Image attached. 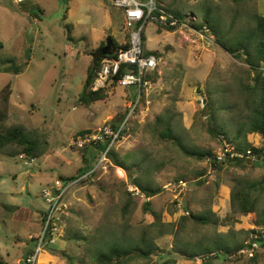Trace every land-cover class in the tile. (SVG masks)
I'll use <instances>...</instances> for the list:
<instances>
[{"label":"rangeland","instance_id":"rangeland-1","mask_svg":"<svg viewBox=\"0 0 264 264\" xmlns=\"http://www.w3.org/2000/svg\"><path fill=\"white\" fill-rule=\"evenodd\" d=\"M153 2L186 13V22L173 31L156 20L149 19L144 25L143 53L155 52L160 63L149 91L142 94L135 119L129 121V127L134 125L133 134L125 135L112 148L118 157L142 151L165 162V169L153 175L162 189L159 194L147 201L137 188L140 195H130L134 200L127 214L131 234L136 237L146 231L156 246L150 261L135 264H158L173 256L177 264H264V247L253 241L258 234L252 231L264 235V227L256 224L258 213H235L230 205L233 189L264 177V163L245 160L241 166L223 165L218 171L208 161L184 157L170 144L154 139L152 129L155 117L172 108L177 119L175 131L188 146L217 155L228 144L212 138L207 130V95H223L217 100L226 101L230 109L219 110L216 104L217 117L221 111L220 120L229 130L235 127L231 119L235 107L241 105L238 88L240 82L249 81L248 68L221 49L210 32H196L189 20H200L203 10L209 8L236 34L252 14L264 17V0ZM36 10L43 13L34 18L30 13ZM64 24L73 27L72 41L65 37ZM108 38L118 46L128 42L122 10L112 0H29L19 5L0 0V90L11 83L7 124L38 130L40 141H46L45 152L37 159L0 153V263L25 264V258L39 250L36 264H67L62 252L74 258L84 254L85 242L77 236L90 237L106 218L120 223L118 192L134 188L125 171L107 158L103 161L102 155L94 158L95 146L86 144L82 153L88 156L94 175L77 176L83 164L75 134L118 122L136 101L133 88L110 87L104 100L90 105L79 102L92 54ZM21 66V73H12ZM248 139L255 146L261 143L257 135ZM72 177L77 179L67 185L51 237L44 238L48 228L42 219L48 208L41 190L57 179L65 185V179ZM174 179H182L184 185ZM253 196L260 210L264 190ZM144 203H149L148 210ZM187 212L203 215L207 223L188 220L175 230ZM241 244L254 250L245 247L229 258V251ZM251 255L256 256L255 262ZM74 264H79L78 260Z\"/></svg>","mask_w":264,"mask_h":264},{"label":"trees","instance_id":"trees-1","mask_svg":"<svg viewBox=\"0 0 264 264\" xmlns=\"http://www.w3.org/2000/svg\"><path fill=\"white\" fill-rule=\"evenodd\" d=\"M156 9L153 11V16L160 18L164 15L170 16L177 21L178 25L186 22V13L179 10H170L155 4ZM42 10L32 11L30 14L37 18L42 14ZM194 13V12H193ZM198 15L197 13H194ZM199 16V15H198ZM67 17L64 15L63 19ZM189 20V25L198 33L205 34L210 32L211 38L215 43L227 52L233 58L240 60L247 68V83L239 84L238 95L241 98V105L235 107L236 115L231 119L235 127L230 130L225 125L224 120L220 119V112L218 113L215 105L221 107L219 110L229 112V106L226 101L219 102L217 98L223 97L222 94L216 95L209 93L207 95L206 108L208 110L207 130L210 136L220 142L223 140L227 142L234 150L246 153L249 151L254 156L255 162L264 163V17L254 13L251 15L249 22L239 30L238 33L232 34L230 29H226L217 16H214L211 9L206 8L200 15V20L197 21L195 17ZM138 27V26H137ZM177 27V26H176ZM176 27H165L168 31H173ZM72 25L64 24L63 30L67 41H72ZM208 35V34H207ZM129 37V36H128ZM127 47V43L123 46H118L112 39L107 44L101 46L92 54L93 59L91 65L88 67L83 83L82 91L79 95V102L84 105L104 100L106 98L105 90L92 92L90 87L97 75L102 60L106 58H113L119 48ZM145 55H155V52H145ZM28 61L24 66H27ZM24 66L15 68L12 73L17 75L22 72ZM157 70L149 77H146L153 82ZM250 77V78H249ZM11 95V83H7L0 90V153L17 154L19 157H26L30 160L41 157L45 148V140L40 141L41 135L38 130H28L19 125H8V100ZM224 104V106L221 105ZM126 110L125 114L127 113ZM124 114V116H125ZM219 119V120H218ZM115 121H111V127H115ZM135 123V122H134ZM174 123H177L176 114L172 108H167L164 112L155 117L152 123L153 138L158 141L168 143L187 158L197 161H208L210 167L218 171L223 165L226 166H241L245 160L238 158H227L224 162H218L216 156L209 150H197L194 147L188 146L183 139L180 132L175 131ZM134 125L131 128L129 135L133 134ZM179 133V134H178ZM231 133L229 136L228 134ZM92 134L90 130L79 131L75 134V141L79 138H86ZM257 135L260 137L261 143L255 146L249 142V137ZM108 141L90 143L95 146L96 151L93 157L101 155L107 148ZM79 152L82 158V167L77 171V176H92L94 172L90 173L93 167L89 166L88 156ZM107 158L110 162L119 168H122L132 186L138 188L146 198L156 196L161 192V187L153 179L154 174H159L165 169V162L158 158L150 156L146 152H139L136 155L134 152H127L122 157H118L112 150L107 152ZM87 173H90L89 175ZM77 178H67L66 184ZM184 179V178H183ZM175 182H184L182 179H174ZM65 184V185H66ZM120 186H124L122 183ZM122 188V187H121ZM264 190V177L258 181L246 186L233 189L230 195L231 209L235 213L250 214L258 213L256 224L258 227H264V205L258 210L257 199L253 196L254 192ZM130 192H126L123 188L118 192V198L121 204L120 208V223L112 222L106 218L104 222L97 225L94 234L88 236H77L85 242L84 254L81 258H74L68 256L65 252L61 254L65 257L67 264H74L78 260L79 264H135L137 262H148L152 259L156 249L153 238L148 236V232L141 230L138 236L131 234L132 226L128 223V212L134 205V200L130 196ZM264 203V202H263ZM145 210L149 209V203H144ZM42 223H46L48 209L43 212ZM188 220H193L196 224L205 225L207 219L203 215H195L187 212L182 216L177 224L175 230L181 229L184 223ZM119 223V224H118ZM118 224V225H117ZM52 224L48 226L44 238L51 237ZM151 225L147 227L149 230ZM258 234L257 239H253L264 247V237L261 233L252 231ZM159 236L160 233L157 232ZM43 238V239H44ZM72 239V238H71ZM70 238L68 240H71ZM36 240H32L34 242ZM245 247L253 248L251 245H238L234 250L229 251V258L237 254ZM34 254V252H33ZM32 254V255H33ZM51 254V253H50ZM211 254V253H208ZM31 255V256H32ZM30 257V256H29ZM28 256L24 262L27 263ZM197 257L192 256L191 258ZM77 259V260H76ZM250 260L256 261V256L253 255ZM3 264V263H0ZM158 264H177L176 257L168 258ZM253 264V263H252ZM255 264V263H254Z\"/></svg>","mask_w":264,"mask_h":264},{"label":"built area","instance_id":"built-area-1","mask_svg":"<svg viewBox=\"0 0 264 264\" xmlns=\"http://www.w3.org/2000/svg\"><path fill=\"white\" fill-rule=\"evenodd\" d=\"M11 1L14 4L19 5L29 0ZM112 1L113 5L120 8L123 13L124 24L128 30L129 36L127 47L119 48L115 57L102 60L90 90L92 92H97L106 90L110 87H121L125 89L133 88L136 91V101L129 105L127 113L121 118V120L114 122V128L111 127V123L105 124L103 127L98 128L95 132H92V134L86 138H79L75 142L79 148H83L86 144H90L92 142L96 143L108 141L106 150L101 154L103 161L108 159L106 155L107 152L112 150L115 144L122 142L125 135H129L131 130V127L128 125L129 121L135 119L139 103L142 99V94H146L152 84L151 80L146 77L151 76L157 70L160 63V59H158L156 55H145L143 53L142 30L144 25L150 19L160 22V24H163L164 27L178 26L177 21L170 16L164 15L159 19L153 16V11L156 9L153 0H148L146 3L137 0ZM139 23H142L141 27L136 26ZM215 156L218 162H224L228 157L238 158L250 162L254 161V156L249 151L246 153L238 152L226 143L223 145L221 152ZM83 177H86V175ZM179 184L184 185L182 182H179ZM67 185L69 186L70 184L63 185L61 179H57L50 186L41 190V197L48 208L47 221L45 223L46 228H48L51 224L53 225L55 222V214L62 202L65 192L67 191ZM128 190L133 195H140V192L135 187L128 188ZM146 199L147 201L149 200L148 198ZM51 230L54 229L51 228ZM262 237H264V235ZM240 253H242V251ZM38 256L39 250L27 259V263L36 264Z\"/></svg>","mask_w":264,"mask_h":264},{"label":"water","instance_id":"water-1","mask_svg":"<svg viewBox=\"0 0 264 264\" xmlns=\"http://www.w3.org/2000/svg\"><path fill=\"white\" fill-rule=\"evenodd\" d=\"M110 40H111V39H110V38H108V39H107V41H106V43L108 44V43L110 42Z\"/></svg>","mask_w":264,"mask_h":264}]
</instances>
